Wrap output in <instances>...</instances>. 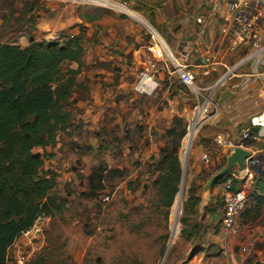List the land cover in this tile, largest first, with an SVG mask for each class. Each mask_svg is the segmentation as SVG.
<instances>
[{"label": "crops", "instance_id": "0c3cea01", "mask_svg": "<svg viewBox=\"0 0 264 264\" xmlns=\"http://www.w3.org/2000/svg\"><path fill=\"white\" fill-rule=\"evenodd\" d=\"M121 1L128 2L158 30L177 63L190 68L196 84L203 91L218 88L217 112L200 128V136L195 139L189 156V179L198 190L200 202L195 212H188L187 216L192 217L203 208L202 217L208 225L199 224L196 231H200L201 236L206 233L211 236V242H201L202 249L210 251L205 256L207 264H244L246 256L236 255L233 249L239 244L238 240H243V243H249L251 238L261 241L264 207L257 220L248 221L245 212L254 204L249 197L247 208L238 221L242 219L245 231L251 228L254 236L244 237L246 232H243L226 244V236L222 233L226 179L207 189L211 177L202 186L201 195L194 181L208 175L203 158L216 166L225 160L226 165L237 147L251 154L246 167L257 179L264 170V53L257 54L264 45V38L260 42L244 40L233 45V30L239 22L236 5L254 0H146L150 6L145 11L138 9L137 0ZM13 10L17 11L16 16H11L10 11L14 13ZM15 19L20 26L13 34L15 41L2 44L25 47L31 39L47 42L58 39L63 42L68 37L84 36V64L68 63L70 71L77 72L69 101L71 119L75 114L72 113L73 108L75 118L79 117L82 122L96 123L100 120L105 124L110 106L104 93L109 94L113 90L124 95L117 123H123L124 116L127 121L130 118L140 121L139 125H144L141 132L147 140L165 136L174 128L177 119H185L192 113L189 110L191 101L188 104L185 96L187 88L173 73V65L167 62L158 48L152 46L150 37L136 19L112 11L58 2L0 0V26ZM145 69L154 75L156 86L149 94H136L131 98L130 92L136 91L138 83L135 82ZM179 96L184 102L183 108L178 106ZM245 126L252 127L254 134L250 140L242 142L240 135ZM218 136L226 144L232 142L235 148L217 145L215 139ZM149 146L145 150L151 159L159 150L152 144ZM40 150L43 151L38 148L36 152L41 153ZM243 169L236 166L231 173L238 174ZM234 188L249 193L254 189L246 180L240 179L235 181ZM219 252L222 254L218 255Z\"/></svg>", "mask_w": 264, "mask_h": 264}, {"label": "rangeland", "instance_id": "374dc122", "mask_svg": "<svg viewBox=\"0 0 264 264\" xmlns=\"http://www.w3.org/2000/svg\"><path fill=\"white\" fill-rule=\"evenodd\" d=\"M13 11L14 13L10 11L11 16H16L17 11ZM18 25L19 22L15 19L5 21L0 26V44L15 41L16 36L13 34L19 30ZM142 26L149 36L145 26ZM54 42L60 41L55 39ZM69 71V64H65L62 69L65 80L69 77ZM94 90L96 93V88ZM182 93L181 91L180 95ZM136 94L140 93L131 91L130 97L137 96ZM203 94L213 100L209 112L214 117L218 109V88ZM104 96L110 106L107 108L108 120L105 124L100 120L96 123L82 122L79 117L75 118L76 111L72 108V113L75 114L68 129L59 132L54 145L39 151L45 154L43 173L51 172L56 176V194L62 199L63 208L54 218H44L39 222L43 227L41 233L36 235L34 230L30 231L15 243L10 250L8 264H33L44 248L52 250L54 258L64 264H207L208 258L205 256L210 251L202 249L201 242H211V236L207 233L201 236L200 231H196L197 225H208L207 220L202 217L203 208L198 209L197 214L192 217L184 212L193 186L189 179L190 157L185 170L187 177L180 231L164 259L172 239L170 217L173 206L167 208L162 204L153 182L154 169L150 166L145 149L152 144L160 150L168 145L170 139L166 135H158L152 140L145 139L141 132V126L144 125L140 126L141 122L132 121V118L127 121L124 116L123 123H117L124 95L113 90L109 94L105 92ZM185 96L188 104L191 101L189 110L192 111H189L188 115L191 114L187 118L180 119L187 136L194 126L192 122L196 98L189 90ZM203 101L201 99V103ZM183 103L179 96V108H183ZM66 109L68 111L69 107ZM200 128L197 129L195 139L200 136ZM104 129L108 130L103 131ZM93 130L94 134L91 135ZM183 142L184 140L179 149L181 165ZM215 166L210 161L209 165H205L207 177L194 181L200 195L202 186L216 173H213ZM219 204L223 207L220 200ZM251 230L245 231L242 219L231 231H226L222 226L226 244L243 232H246L244 237L254 236ZM238 241L239 244L233 251L238 256H246L244 264H264V233L261 241L253 238L249 243ZM221 254L222 252L218 253Z\"/></svg>", "mask_w": 264, "mask_h": 264}, {"label": "trees", "instance_id": "16d2710c", "mask_svg": "<svg viewBox=\"0 0 264 264\" xmlns=\"http://www.w3.org/2000/svg\"><path fill=\"white\" fill-rule=\"evenodd\" d=\"M137 4L142 11L150 6L146 0H137ZM84 61L82 35L63 42L31 39L25 47L0 44V264H8L10 250L25 233L63 208L56 194V176L43 173L45 154L36 149L54 145L59 132L68 129L71 114L66 108L77 72L69 71L65 80L62 69L65 64L83 65ZM186 133L177 119L166 133L168 145L150 159L153 182L167 208L179 193L183 174L179 149ZM224 166L225 160L215 170ZM197 191L194 186L189 191L187 215L200 202ZM249 197L254 204L245 218L255 221L264 207V170ZM54 257L52 250L44 248L33 264H64Z\"/></svg>", "mask_w": 264, "mask_h": 264}, {"label": "built area", "instance_id": "2783aa9c", "mask_svg": "<svg viewBox=\"0 0 264 264\" xmlns=\"http://www.w3.org/2000/svg\"><path fill=\"white\" fill-rule=\"evenodd\" d=\"M45 2H58L63 5H73L80 7H90L95 9L112 11L122 16L128 18H134L141 22L145 26L152 46L158 48L164 55V58L173 65V73L176 74L182 85L189 90L196 98L195 113L193 117L192 124L198 119L197 129L202 127L204 122L212 117L210 115L209 109L213 102L204 96L203 91L197 84L195 76L190 68L178 64L173 57L165 39L154 28L150 23H148L137 11L129 6V3L121 0H42ZM237 15L239 16V22L233 30V45H239L244 40H251L253 42H260L264 38V0H254L253 2H240L236 5ZM236 15V14H235ZM264 53V45L257 52L258 55ZM156 82L154 80V75L151 74L149 69H145L140 75L138 84L136 86V91L140 94H149L155 88ZM203 99V103H201ZM202 118V120H200ZM253 129L250 126H245L241 132L240 138L242 142H246L253 137ZM215 143L219 146L227 145L232 149L235 145L232 142L227 144L223 141L221 137L215 139ZM203 162L206 165L210 164L207 158H203ZM246 180L250 187H254L257 183V177L251 172L249 167L243 169L242 172L238 174L231 173L226 177L224 182L223 194H224V219L223 226L226 231H231L237 224L238 218L244 213L247 208L249 200V192L246 190H235L234 184L236 180ZM41 221V220H40ZM39 221V222H40ZM37 223L34 233L37 235L41 233L43 227L40 223Z\"/></svg>", "mask_w": 264, "mask_h": 264}, {"label": "bare ground", "instance_id": "6f19581e", "mask_svg": "<svg viewBox=\"0 0 264 264\" xmlns=\"http://www.w3.org/2000/svg\"><path fill=\"white\" fill-rule=\"evenodd\" d=\"M200 120H202V118ZM198 122H199L198 119L194 122V126L189 130V133L187 134V136L185 137L184 142H183L182 154H183L184 174L182 177L180 192L178 193L176 201H175V203L171 209L170 221H171V229H172V239H171L170 245L168 246V251H167L166 256L168 255L169 249H170L171 245L174 243V240L177 238L179 231H180V214H181V210H182V204L184 203L183 202L184 201V194H185L184 189L186 186V177H187L185 170L187 168L188 157H189V153L191 150V145H192L193 141L195 140V136L197 133V123Z\"/></svg>", "mask_w": 264, "mask_h": 264}, {"label": "water", "instance_id": "95a60500", "mask_svg": "<svg viewBox=\"0 0 264 264\" xmlns=\"http://www.w3.org/2000/svg\"><path fill=\"white\" fill-rule=\"evenodd\" d=\"M223 81L224 79L218 85H220ZM250 157H251V154L248 151L240 147L235 148L233 154H231V156H229V158L227 159V162L224 168H222L220 171H216L215 169L213 170V173L215 172L216 173L212 176V178L208 182L207 189H209L215 183H218L221 180H223L229 173H231L234 170L236 166L241 169L246 168L247 163L250 161ZM182 170L184 174V167H182ZM183 174H182V177H183ZM167 251H168V248L164 254V259L166 257Z\"/></svg>", "mask_w": 264, "mask_h": 264}]
</instances>
